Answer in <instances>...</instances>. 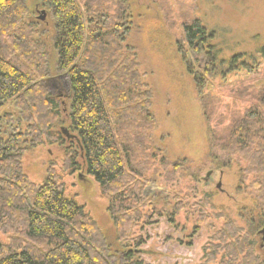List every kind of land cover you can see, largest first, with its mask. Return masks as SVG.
<instances>
[{
	"label": "trees",
	"instance_id": "1",
	"mask_svg": "<svg viewBox=\"0 0 264 264\" xmlns=\"http://www.w3.org/2000/svg\"><path fill=\"white\" fill-rule=\"evenodd\" d=\"M38 2L52 12L57 70L69 85V129L75 136L70 135L73 145L66 149L63 169H84L99 185L116 229L115 247L85 207L66 196L55 168L41 185L24 173L26 151L45 143L64 144L63 134L52 131L61 112L41 83L48 77L49 58L35 38L36 26L26 20L27 6L23 0H0V127L12 129L6 138L0 135V264H144L138 249L143 240L136 230L145 210H154L146 193L156 182L152 166L160 160L167 171L177 164L152 145L153 93L137 54L125 46L129 10L119 7L113 17L103 8L105 0ZM211 39L198 20L184 26V40L196 53H203ZM208 65L213 66L212 59ZM189 73L203 96L205 72L189 68ZM201 105L206 113L202 98ZM231 132L229 155L247 165L259 188L260 213L249 223L254 236L264 227V99ZM229 238L234 254L248 251L249 241L241 232ZM246 261L256 264L250 254Z\"/></svg>",
	"mask_w": 264,
	"mask_h": 264
},
{
	"label": "rangeland",
	"instance_id": "2",
	"mask_svg": "<svg viewBox=\"0 0 264 264\" xmlns=\"http://www.w3.org/2000/svg\"><path fill=\"white\" fill-rule=\"evenodd\" d=\"M23 1L29 10L26 20L36 26L35 38L48 54L49 73L41 83L59 102L61 116L52 131L62 133L64 142L26 151L24 173L41 185L55 168L66 196L85 207L114 248L116 229L99 185L84 169L73 173L63 169L66 149L73 144L62 129L74 134L69 129L68 80L58 73L53 48L52 12L38 0ZM119 7L129 10L131 31L125 46L137 54L144 82L153 93L152 145L161 157L177 164L167 171L160 160L152 166L156 182L146 193L153 198L154 210H145L136 230V237L143 240L138 248L141 261L247 264L250 254L256 264H264V241L259 235L264 227L254 236L249 234V223L260 213L256 176L227 150L235 123L264 99V0H105L103 4L113 17ZM197 20L212 36L203 53L194 52L184 40V26ZM209 59L213 66H207ZM189 68L206 74L201 97ZM61 81L64 89L59 88ZM10 132L5 124L0 127L2 137ZM237 231L249 241V252L234 254L230 249L229 237Z\"/></svg>",
	"mask_w": 264,
	"mask_h": 264
},
{
	"label": "water",
	"instance_id": "3",
	"mask_svg": "<svg viewBox=\"0 0 264 264\" xmlns=\"http://www.w3.org/2000/svg\"><path fill=\"white\" fill-rule=\"evenodd\" d=\"M41 21H45V17L44 16L41 18ZM62 132L65 134V136H67L68 139H71V136L69 135V131L67 129L63 128ZM210 175L211 174H209L208 177ZM218 187L220 188V185ZM259 235L263 236V241H264V229L259 232Z\"/></svg>",
	"mask_w": 264,
	"mask_h": 264
}]
</instances>
